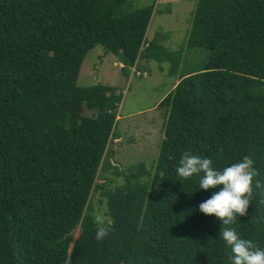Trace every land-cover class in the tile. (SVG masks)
I'll return each mask as SVG.
<instances>
[{"label":"trees","instance_id":"trees-1","mask_svg":"<svg viewBox=\"0 0 264 264\" xmlns=\"http://www.w3.org/2000/svg\"><path fill=\"white\" fill-rule=\"evenodd\" d=\"M127 2L0 0V264H233L225 228L264 249V0H197L187 46L208 57L160 101L155 161L122 167L108 150L121 93L77 79L96 45L127 76L139 56L163 59L146 37L153 4ZM184 152L217 170L251 156L248 215L224 225L201 213L223 186L179 177ZM96 195L113 221L101 242Z\"/></svg>","mask_w":264,"mask_h":264},{"label":"rangeland","instance_id":"rangeland-1","mask_svg":"<svg viewBox=\"0 0 264 264\" xmlns=\"http://www.w3.org/2000/svg\"><path fill=\"white\" fill-rule=\"evenodd\" d=\"M196 2L197 0H128L127 5L131 9L150 4L154 6L146 30L147 42L155 37L156 42L162 46L156 53L163 56V59L139 56L137 63L146 73L137 74L132 67L130 75L123 74L120 57L105 53L100 45L92 48L83 60L78 85L110 84L116 86L121 93L117 111L120 116H116L115 122L121 140L110 143L108 150L113 151L112 159L122 167L138 162L149 165L155 161L163 139L161 122L165 109L158 107L160 101L173 89L171 86L179 74L201 69L208 57L209 53L205 48L187 46ZM129 112L133 113L125 115ZM149 125L158 128L154 136L147 132L151 129ZM122 182L123 178L120 176L114 183ZM94 203L96 214L106 216L105 201L99 202V196L96 195ZM77 233L78 229L74 235Z\"/></svg>","mask_w":264,"mask_h":264},{"label":"clouds","instance_id":"clouds-1","mask_svg":"<svg viewBox=\"0 0 264 264\" xmlns=\"http://www.w3.org/2000/svg\"><path fill=\"white\" fill-rule=\"evenodd\" d=\"M222 154L221 147L218 150L217 159ZM176 172L182 179H190L194 175L204 173L199 181V188L205 191L218 185L223 186L209 199L199 204V211L205 216H214L224 225H231L238 217L248 215L253 198L254 177L259 175L254 168V160L251 156H244L240 161L217 170L213 167L212 159L184 152ZM255 186L261 187L260 182L256 181ZM94 222L96 224L95 239L101 242L112 231L113 221L98 213L94 216ZM222 239L234 253L233 264H264V249L250 239L241 238L234 229L225 228L222 231Z\"/></svg>","mask_w":264,"mask_h":264},{"label":"crops","instance_id":"crops-1","mask_svg":"<svg viewBox=\"0 0 264 264\" xmlns=\"http://www.w3.org/2000/svg\"><path fill=\"white\" fill-rule=\"evenodd\" d=\"M146 37H147V36H146ZM143 58H144V57H143ZM139 72H140V73H146V70H145V69L142 70L141 67H140ZM180 76H181V74H179V75L176 77V80H175V82L173 81L174 83L172 84L171 87H173V88L175 87V85H176V83L178 82ZM163 96H164V95H163ZM139 111H140V110H139ZM131 113H133V112L126 113L125 115H127V114L129 115V114H131ZM119 116H120V115L117 114V118H118ZM161 123H162V125H163V118H162V122H161ZM155 124H156V123H155ZM149 126H150L151 129H150V130H147V132H148V134H150V136H151V135L154 136V133H157V132H158V128L153 127V125H149ZM139 129H140V128H139ZM139 129H138V130H139ZM161 130H162V132H163V128H162V127H161ZM118 139L121 140V137L117 138L116 141H118Z\"/></svg>","mask_w":264,"mask_h":264},{"label":"built area","instance_id":"built-area-1","mask_svg":"<svg viewBox=\"0 0 264 264\" xmlns=\"http://www.w3.org/2000/svg\"><path fill=\"white\" fill-rule=\"evenodd\" d=\"M135 72H136L137 74H140V72H139V71H137V70H136Z\"/></svg>","mask_w":264,"mask_h":264}]
</instances>
